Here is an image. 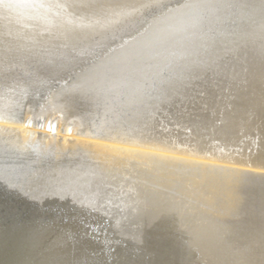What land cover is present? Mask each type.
I'll return each mask as SVG.
<instances>
[{"label": "water", "instance_id": "water-1", "mask_svg": "<svg viewBox=\"0 0 264 264\" xmlns=\"http://www.w3.org/2000/svg\"><path fill=\"white\" fill-rule=\"evenodd\" d=\"M0 264H264L259 0H0Z\"/></svg>", "mask_w": 264, "mask_h": 264}, {"label": "snow or ice", "instance_id": "snow-or-ice-1", "mask_svg": "<svg viewBox=\"0 0 264 264\" xmlns=\"http://www.w3.org/2000/svg\"><path fill=\"white\" fill-rule=\"evenodd\" d=\"M259 7L261 11H264V0H259ZM54 131V129H52Z\"/></svg>", "mask_w": 264, "mask_h": 264}]
</instances>
